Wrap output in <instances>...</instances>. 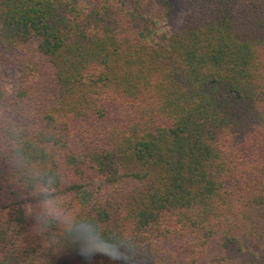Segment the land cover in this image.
<instances>
[{"label":"trees","instance_id":"16d2710c","mask_svg":"<svg viewBox=\"0 0 264 264\" xmlns=\"http://www.w3.org/2000/svg\"><path fill=\"white\" fill-rule=\"evenodd\" d=\"M145 1L0 0V106L35 109L73 195L142 238L147 264H264V0H184L178 22L157 0L154 40Z\"/></svg>","mask_w":264,"mask_h":264},{"label":"clouds","instance_id":"9594fccd","mask_svg":"<svg viewBox=\"0 0 264 264\" xmlns=\"http://www.w3.org/2000/svg\"><path fill=\"white\" fill-rule=\"evenodd\" d=\"M67 155L59 136L38 123L31 105L9 97L0 106V165L7 172L0 200L6 207L27 201L19 216L0 210V264H52L72 251L85 264L97 256L108 264H115L114 258L147 264L142 238L102 225L100 205L73 195Z\"/></svg>","mask_w":264,"mask_h":264},{"label":"rangeland","instance_id":"374dc122","mask_svg":"<svg viewBox=\"0 0 264 264\" xmlns=\"http://www.w3.org/2000/svg\"><path fill=\"white\" fill-rule=\"evenodd\" d=\"M85 2V0H82ZM175 5V18L178 22L181 15L186 11L184 0H173ZM163 7L157 0H146L139 12L136 14L141 16L140 24H142L147 34L148 40H154L159 37L162 33H169L170 27L166 23V19L163 13ZM6 79L8 81V87L10 86V75L6 73ZM23 204L26 205L27 201L22 200Z\"/></svg>","mask_w":264,"mask_h":264}]
</instances>
